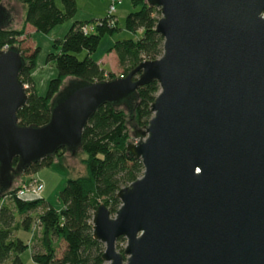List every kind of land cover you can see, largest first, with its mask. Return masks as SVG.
I'll use <instances>...</instances> for the list:
<instances>
[{
    "label": "water",
    "instance_id": "95a60500",
    "mask_svg": "<svg viewBox=\"0 0 264 264\" xmlns=\"http://www.w3.org/2000/svg\"><path fill=\"white\" fill-rule=\"evenodd\" d=\"M144 1L159 12L161 56L109 81L69 79L41 127L18 125L24 59L0 50V195L13 173L80 150L100 106L131 114L154 81L152 116L126 144L142 174L116 193L114 215L102 205L92 214L102 263L264 264V0ZM9 23L0 5V30Z\"/></svg>",
    "mask_w": 264,
    "mask_h": 264
},
{
    "label": "trees",
    "instance_id": "16d2710c",
    "mask_svg": "<svg viewBox=\"0 0 264 264\" xmlns=\"http://www.w3.org/2000/svg\"><path fill=\"white\" fill-rule=\"evenodd\" d=\"M24 7L23 25L31 27L34 32L46 34L55 26L73 18L76 12L75 0H59L61 8H57L53 0H16ZM133 12L125 18V29L138 33L137 39L115 41L108 52H113L120 77L144 61H153L162 54L163 39L155 32L159 12L148 7L144 0H130ZM1 5V0H0ZM85 22L74 21L63 38L55 40L53 49L57 54H49L47 63L56 64L57 76L52 79L44 96L35 92L31 78L34 67V54L26 56L21 48L28 36L20 30H0V50L17 49L24 59V67L18 80L26 88V102L17 112V123L21 127H41L49 119V103L59 91L65 78H73L85 83H96L114 79L112 73H105L90 59L101 39L118 31L114 17H103L94 26L93 32L83 33ZM20 42V43H19ZM18 44L17 47H13ZM84 51L87 54L81 62L69 54ZM156 82L151 81L139 87L136 99L132 102L131 114L122 108L105 104L97 108L87 120L81 133L80 151L85 155L81 164L85 175L66 181L59 192L58 199L62 204L60 211H54L48 203L38 197H18L17 193L24 181L16 188L9 189L0 195V201L7 199L11 206H0V264H22L19 256L27 248V242L13 237L17 228L28 233L32 225L31 214L41 211L37 223L41 230L40 250L31 252L35 264H103L101 256L104 248L92 236V214L98 206H104L110 215H114L120 206L116 193L138 179L142 174V166L138 160L132 159L126 152L127 130L126 112L134 123L136 130H141L151 118L150 104L158 93ZM64 149L58 150L53 157H46L25 169L19 176L27 177L40 168L49 167L52 159L61 158ZM12 161V168L16 166ZM14 214L20 222L14 227ZM61 242L63 250L55 257L54 243ZM124 244L119 238L118 245Z\"/></svg>",
    "mask_w": 264,
    "mask_h": 264
},
{
    "label": "rangeland",
    "instance_id": "374dc122",
    "mask_svg": "<svg viewBox=\"0 0 264 264\" xmlns=\"http://www.w3.org/2000/svg\"><path fill=\"white\" fill-rule=\"evenodd\" d=\"M53 2L57 8H61L59 0H53ZM119 2L120 5L115 8L114 12L115 24L118 31L111 36H104L103 39H101L95 53L92 55L95 61L105 59L109 48L115 41L122 39H137L139 36L138 33L132 34L125 29V18L127 14L136 9H133L130 0H119ZM75 4L76 12L73 18L61 25L55 26L46 34L34 31L31 32L28 36V40H24L21 45V48L26 52V56L30 55L31 52L34 54V67L31 71V78L35 85V92L39 96L45 95L49 82L58 74L56 64L46 62V58L49 54L58 53L57 50L53 49L54 41L63 38L68 28L75 20L85 22L88 32H93L96 22L107 14L109 0H75ZM1 5L10 17V23L6 29L12 30V28H18L20 22L19 17L22 14L21 6L15 0H1ZM17 46L18 44H15L13 47ZM68 56L74 57L77 61L81 62L85 58V52L81 51L77 54H69ZM106 60L107 62L103 67L108 68L113 66V61L109 59V56ZM112 70V76L115 78L120 77L121 72L118 68L113 67ZM69 79L71 78H65L61 82L60 90L65 88ZM126 130L128 136L127 143H134L137 140V137L134 135L136 129L127 112ZM62 157H66L65 159H67V162L66 160L64 162H59L58 166L53 162L51 166L40 168L32 175L25 178L26 180H33L36 183H40L43 186V189L37 197L48 203V205L57 212L60 211L62 207L58 195L65 186L66 181L86 174L85 168L83 164H81L85 155L80 150L76 151L74 154L65 152ZM54 160L55 158L52 159V161ZM12 177L11 189H14L20 183L21 176L13 173ZM26 197L31 198L28 195ZM0 206H11V204L7 199H3V201H0ZM40 213L41 211H37L31 214L32 225L28 233L22 232L20 229H17L18 227L13 231V237L18 236L20 240L27 242V248L19 256L22 264H35L31 259V252L42 253L40 250L41 230L37 223V217ZM19 222L20 217L14 214V227H16ZM118 246L123 248L124 244H119ZM54 247L55 257H59L63 250V244L61 242H56L54 243ZM5 264L9 263L6 262Z\"/></svg>",
    "mask_w": 264,
    "mask_h": 264
},
{
    "label": "crops",
    "instance_id": "0c3cea01",
    "mask_svg": "<svg viewBox=\"0 0 264 264\" xmlns=\"http://www.w3.org/2000/svg\"><path fill=\"white\" fill-rule=\"evenodd\" d=\"M16 1V0H15ZM17 2V1H16ZM18 3V2H17ZM19 4V3H18ZM20 5V4H19ZM120 5V4H119ZM21 6V11H22V14H21V16L19 17L20 19H19V27L18 28H12V30H20L21 28H23V31L25 32V35H27V36H29V34L31 33V32H33L34 30L31 28V27H29V26H27V25H23V15H24V7L22 6V5H20ZM115 18V17H114ZM75 21H80V20H75ZM110 49V48H109ZM109 51V50H108ZM95 53V52H94ZM93 53V54H94ZM93 54H91L90 55V59H92L93 61H95L93 58H92V55ZM109 56V59L111 60V61H113V63H112V65L113 66H111V67H108V68H105V67H103V65H105L106 64V62H107V60H106V58ZM85 57H87V54L85 53ZM107 57L105 58V59H100L99 61H95L96 62V64L100 67V69H102L103 71H105V73H111L113 70H112V68L113 67H116L117 68V65H116V59H115V56H114V54H113V52H108V54H107ZM33 81V80H32ZM33 84H34V82H33ZM34 88H35V85H34ZM66 157H62V159L60 158H55V160L54 161H52V163H51V165L53 164V162H55V164L58 166L59 165V162H64L65 160H66V162H67V159H65ZM60 160H62V161H60ZM50 165V166H51ZM28 177V176H27ZM27 177H22V178H20V183L21 182H27L28 180H26L25 178H27Z\"/></svg>",
    "mask_w": 264,
    "mask_h": 264
},
{
    "label": "built area",
    "instance_id": "2783aa9c",
    "mask_svg": "<svg viewBox=\"0 0 264 264\" xmlns=\"http://www.w3.org/2000/svg\"><path fill=\"white\" fill-rule=\"evenodd\" d=\"M120 4L119 0H109V6L107 9L106 17H114L115 8ZM87 31L86 28H83V33ZM7 50L6 47L2 49V51ZM43 186L40 183H36L33 180H28L27 182L23 183L18 190L17 196L18 197H26L27 195L32 197H37V195L41 192Z\"/></svg>",
    "mask_w": 264,
    "mask_h": 264
}]
</instances>
